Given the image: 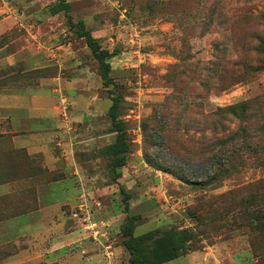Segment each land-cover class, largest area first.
Wrapping results in <instances>:
<instances>
[{"label": "rangeland", "instance_id": "rangeland-1", "mask_svg": "<svg viewBox=\"0 0 264 264\" xmlns=\"http://www.w3.org/2000/svg\"><path fill=\"white\" fill-rule=\"evenodd\" d=\"M65 1L73 22L82 20L103 48L115 52L108 60L113 85H103L96 60L63 11L55 13L60 28L54 26L53 41L48 42L50 28L37 35V22L54 15L50 8L59 0H0V17L14 21L0 35V47L9 44L6 53L19 56V47L13 49L11 42L24 32L32 40L40 38L36 55L50 53L57 43H70L84 58L80 62L87 67L86 76L75 88L85 101L76 109L78 120L70 112L73 93L63 88L57 115L67 131L79 122L75 130L80 137L92 139L75 157L84 185L71 208L87 244L95 242L111 264H129L123 245L127 224H135L133 236L186 228L192 237L178 257L192 254L191 264H264V255L250 244L263 245L264 232L252 227L256 221L250 226L242 218L264 200V0ZM19 60L0 69V85L52 89L54 77L76 78L55 64L28 68ZM233 61L238 65L232 66ZM244 65L258 69L249 73ZM109 88L121 94L118 119L129 142L125 164L117 167L107 153L116 135L107 112ZM239 103L244 111L235 106L222 119L212 114ZM219 124L224 135L236 137L221 149L213 141L222 134ZM9 142L1 134L0 150L12 146ZM54 147L62 151L59 138ZM217 149L232 150L233 157L213 165L224 161ZM21 176L0 173V183L29 182ZM59 176L41 170L39 192ZM20 197L3 201L9 215L34 207L22 204Z\"/></svg>", "mask_w": 264, "mask_h": 264}, {"label": "crops", "instance_id": "crops-1", "mask_svg": "<svg viewBox=\"0 0 264 264\" xmlns=\"http://www.w3.org/2000/svg\"><path fill=\"white\" fill-rule=\"evenodd\" d=\"M57 17V14L45 15L42 22H37L39 37L45 34L44 29L50 28L49 43L56 37L54 26L60 28ZM10 26H14V21L9 16H1L0 35ZM39 39L32 40L24 32L14 38L11 45L13 49L19 47V56L6 53L9 44L0 47V69L20 58L25 67L55 64L58 70L71 71L76 78L54 77L52 89L46 85L15 90L0 85V133L9 138L13 148L24 149L28 155L42 162L48 172L62 175L46 183L40 192L38 183H35L34 191L32 184L0 183V264H111V260L103 259L95 242L87 244L72 217L71 208L84 185L82 168L75 157L81 155L86 141L92 139L80 137L81 131L75 130L79 122L73 131H67L57 115L58 91L63 88L73 93L70 112L78 120L76 109L85 101H80L75 88L82 83L81 77L86 76L87 67L81 64L84 58L79 57L70 43H57L50 53L34 54L37 53L34 45ZM83 121L81 123L85 124ZM58 138L62 151L54 147ZM24 187H29V195L20 193ZM18 194H21L19 200L22 204H34V207L9 215L3 201L14 199ZM192 257L189 253L163 264H191Z\"/></svg>", "mask_w": 264, "mask_h": 264}, {"label": "trees", "instance_id": "trees-1", "mask_svg": "<svg viewBox=\"0 0 264 264\" xmlns=\"http://www.w3.org/2000/svg\"><path fill=\"white\" fill-rule=\"evenodd\" d=\"M68 10L69 3L65 0H59L58 3L54 4L50 8V11L53 14L58 13L59 11L64 12L69 27H74L76 34L84 39V42L89 48L92 57L96 60L99 66L103 85L107 87L113 85L112 78L109 76L110 64L108 60L114 55L115 52L103 48L97 41V39L92 35V33L86 28L82 20L73 22L71 16L68 14ZM231 65L237 66L238 63L233 61L231 62ZM244 67L249 71V73H254L258 69L257 67L253 68L250 65H244ZM232 79L233 78L230 77V80ZM203 86L204 88L207 87L206 84H203ZM108 93L111 104L107 112L111 120L112 128L116 132V135L114 142L107 146V153L114 157L113 166L117 167L125 164V156L129 151V142L126 138V133L121 124V121L118 119V107L120 104L121 94H113L111 88L108 89ZM235 106L240 107L243 111L245 110L244 103H239L234 106H229L226 109L216 108L212 114L215 117L222 119L223 117L221 115L226 112L225 110H228V112L232 114L236 110ZM217 124L218 123H216V125ZM218 127L221 130L222 134L219 136H215L213 141L215 146H219L221 149L223 145H225L227 142H231L236 137L235 135H224V129L222 125L219 124ZM262 128L264 130V127ZM240 133H244V130L242 128L240 129ZM241 137L244 138V134ZM9 144L11 143L9 142ZM7 146H2L3 150H0V153L4 151V154H0V164L6 167L0 168L5 169L0 170V173L22 174L23 177L28 178L29 180V182H25L23 184H32L31 188H33L34 191V185L39 181L37 175L39 174V172H41V170H43V172H46L47 170L42 166L39 160H37L33 156L28 155L24 149L13 148L11 145ZM247 147H249L248 144ZM220 149H217V151H221L220 153L224 161L222 163L215 162L213 163V165L225 164L233 157L231 156L233 153L232 150L222 152V150L224 149ZM156 167L168 173L176 175L179 179H184L174 170L161 165H158ZM57 178L58 177H52L51 180H55ZM28 192L29 187H24L23 190L21 189L20 191V193L22 194ZM258 207L259 208L257 210H254L250 215L244 212L242 218H245L250 226L252 224V220L256 221V224H253L252 227L264 232V200H261V203ZM134 219L135 217L132 218L133 221H135ZM134 225V223H129L126 225L125 234L127 237L123 240V245L129 253V264H163L169 262L186 251V245L192 237V233L188 229L175 227L165 228L160 231L152 230L138 236H133L132 231ZM253 243L254 242L251 241L250 244L252 247H254V251L256 252V254L264 255V244L257 245V247H255L253 246Z\"/></svg>", "mask_w": 264, "mask_h": 264}]
</instances>
